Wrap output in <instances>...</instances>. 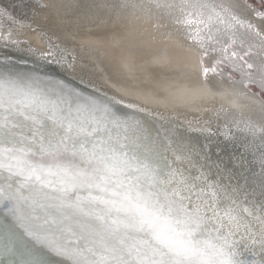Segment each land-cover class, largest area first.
<instances>
[{
  "label": "snow or ice",
  "instance_id": "1",
  "mask_svg": "<svg viewBox=\"0 0 264 264\" xmlns=\"http://www.w3.org/2000/svg\"><path fill=\"white\" fill-rule=\"evenodd\" d=\"M95 7L107 9V19L93 18L104 26L118 25L129 10L157 13L171 22L181 44L191 41L199 50L201 64L218 54L203 73L218 77L225 92L231 88L237 110L217 111L233 117L226 132L207 122L187 127L225 140L237 131L247 134L251 141L242 147L259 151L260 170L250 192L243 172L239 188L213 181L211 168L219 175L222 164L210 161L207 145L184 149L179 125L162 140L119 112L122 99L85 95L63 80L17 71L4 54L0 210L33 241L25 248L13 231L6 232L0 238V255L9 257L5 264H50L49 253L68 264H264V0L259 6L254 0H112L89 11ZM13 35L11 28L0 35V48L19 52L27 46ZM88 36L82 35L81 49L92 46ZM38 59L65 70L77 67L74 50L58 45ZM243 107L259 122L243 118ZM243 162V152L234 157L235 167Z\"/></svg>",
  "mask_w": 264,
  "mask_h": 264
},
{
  "label": "bare ground",
  "instance_id": "2",
  "mask_svg": "<svg viewBox=\"0 0 264 264\" xmlns=\"http://www.w3.org/2000/svg\"><path fill=\"white\" fill-rule=\"evenodd\" d=\"M97 3L98 5L103 4L100 1ZM127 13L128 11L123 13L120 22L124 24L127 22V24L108 26L101 31L92 29L89 32H82L76 40L78 44H81L82 35L89 34L88 39L93 41V44L89 47L90 49L85 50L87 55L91 59L93 54L94 65L99 67L104 81L116 91L118 98L110 94L117 99H122L123 105L136 108L135 115H132L133 119L140 120L153 135L159 133L162 140L168 129L179 125V139L183 148L195 149L192 138L198 131L188 128L186 119L196 117L197 114L192 113L198 112L202 103L210 101L216 95L228 103L233 102L235 98L231 95V88L225 92L223 88L218 87L221 82L216 76L210 78L211 83L205 82L203 68H211L213 59L204 58L201 64L199 52L181 44L177 35L171 32L170 34L166 30L168 28H166L165 20H162V25H160L163 29L158 32L148 21H131L137 12L130 17ZM101 16V19H107V9L106 13L101 12ZM68 28L70 27L64 25L65 33L69 31ZM23 37L35 52L43 50V45L35 33L24 32ZM91 49H93L92 54ZM97 86L104 88L98 83ZM239 86L242 87V85ZM104 89L109 93L106 88ZM185 111L193 112L189 114ZM223 169L224 171L218 175L213 165L211 180L219 179L221 184L239 188L241 183L238 179L235 181L229 178L228 169L224 167ZM248 187L253 188L250 184ZM243 195L244 190H241V199ZM251 199L252 197L249 196V200ZM256 203L258 204V201ZM0 222L4 229H0L1 238L11 230L25 248L32 247L33 241L23 236L22 229L3 210H0ZM36 247L39 248V245ZM4 255L6 259L0 255L2 264H5L7 260V254ZM246 256L248 259L253 258L250 254ZM47 258L50 264H68L66 258L54 254L49 253Z\"/></svg>",
  "mask_w": 264,
  "mask_h": 264
},
{
  "label": "rangeland",
  "instance_id": "3",
  "mask_svg": "<svg viewBox=\"0 0 264 264\" xmlns=\"http://www.w3.org/2000/svg\"><path fill=\"white\" fill-rule=\"evenodd\" d=\"M99 1L103 3L102 5L112 2L111 0H0V35L6 36L11 28L12 30H14L13 38L24 41V32H31V34L35 33L37 35L39 42L43 45V50L35 52V55L33 54V52L28 50V46H30L29 44H27V46L22 48L19 52H17L15 49L9 52L7 49L0 48V56H3L4 54L11 55L13 60L12 66L17 71L26 73L31 72L39 74L44 78L51 77L53 79L63 80L68 87L81 90L85 95L91 94L101 99H104L106 96L114 97L113 95H115L118 98V96L116 95V91L104 81L99 67L94 65L95 59L92 56L93 49L90 50L92 54L90 59L86 51L84 49H81V47L79 46L80 44H78V41L76 40L77 37L82 34V32H89V30L92 29L101 31L108 28V26H115L112 24L104 26L93 22L94 17H98L101 19L102 11L106 13V8L101 7H95L92 8L91 11H89V6L91 5V3H94V5H98L97 2ZM259 3L260 0H254V4L256 6H259ZM38 5H54L55 7L41 9L40 7H38ZM86 12H88V15H85ZM134 13L136 15L134 18L131 17L133 19L131 21H148L152 24L156 31L163 29L160 26L162 25V20L159 19V15L157 13H145L129 10L127 15H129L130 17L133 16ZM8 16L13 17L14 21L10 23L7 20ZM127 19L129 18L127 17ZM165 21L167 22L165 23L167 25L166 28L169 29L166 30L169 31V33L171 32L172 34L176 35L174 26L171 24V22L167 20ZM125 24H127V22ZM125 24L119 23L118 25L123 26ZM64 25L70 27L68 28L69 31L67 33L64 32ZM33 28L37 29V31H32ZM41 33H43L44 35H41ZM168 35L169 34H167V36ZM0 43H2V41H0ZM183 44L199 52V50L192 45L191 41L183 42ZM54 45H58L61 49L74 50L77 56V67L75 71L65 70L63 67L58 66L56 63H46L44 60L38 59L40 54L48 52L50 47ZM217 55L218 54L213 53L209 57L205 58L213 59V66ZM212 76L215 75L211 72H209L207 77L204 76V80L206 79L205 82L211 83L210 78ZM237 79H239L238 74ZM89 81H91V83H89ZM97 83L106 88L109 93L104 88H101L100 86L98 87ZM93 86H95V88ZM237 87L240 88L241 91H245L243 85L242 87L237 85ZM250 87L252 88V91L258 92V88L256 86ZM110 93H112L113 95ZM253 99L256 101V104L258 106L260 100L259 95H257ZM250 102L251 101H246L242 103ZM221 106L228 108L230 111L237 110V102L235 100L231 103H228L227 101H225V99L216 95L210 101L202 103V105H200L199 107L198 112L192 113L193 111H185L189 114H197L196 117H189L187 119L185 118L187 125L191 124L197 127L201 125L206 126L207 122L208 124H210L213 130L219 129L221 132H226L227 129L224 127V125L229 124L232 121L233 117L226 116L223 113L217 115L216 113L221 108ZM116 107L123 115H127L129 117L135 115V107H132V109L123 104L117 105ZM239 111L243 113V118L251 117L253 120L259 122L258 117L253 115L249 108L243 107L240 108ZM194 134L192 139L194 145L196 146V150L202 149L205 145H207V152L210 161L221 163L225 169H230V178L234 179L235 181H237L238 179V182H240L241 185L245 184L244 178L240 175V173L243 172L244 176H247L249 178L248 184L252 185L251 179L253 177V174L259 172L260 166L258 163L259 151H256L255 153H253L252 150L245 152L242 147L243 145L248 144L251 141L250 136L237 131L235 132V139L225 140L224 136L222 135L208 136L206 133H202L200 131ZM256 143L258 144L259 141H256ZM242 152L244 162L241 167H235L234 157H240ZM252 186L254 187V185ZM246 190L250 192L252 188L248 187L247 185ZM258 197H256V200L259 204L261 197ZM256 251V258L258 259V248L256 249Z\"/></svg>",
  "mask_w": 264,
  "mask_h": 264
},
{
  "label": "water",
  "instance_id": "4",
  "mask_svg": "<svg viewBox=\"0 0 264 264\" xmlns=\"http://www.w3.org/2000/svg\"><path fill=\"white\" fill-rule=\"evenodd\" d=\"M2 223L0 222V229L2 228V225H1ZM3 229V228H2ZM4 230V229H3ZM1 238V237H0ZM3 258L4 259H6V257H5V255L3 254ZM9 257L7 256V259H8ZM0 264H2V262H1V260H0Z\"/></svg>",
  "mask_w": 264,
  "mask_h": 264
},
{
  "label": "flooded vegetation",
  "instance_id": "5",
  "mask_svg": "<svg viewBox=\"0 0 264 264\" xmlns=\"http://www.w3.org/2000/svg\"><path fill=\"white\" fill-rule=\"evenodd\" d=\"M89 20V19H88ZM28 44V43H27Z\"/></svg>",
  "mask_w": 264,
  "mask_h": 264
}]
</instances>
